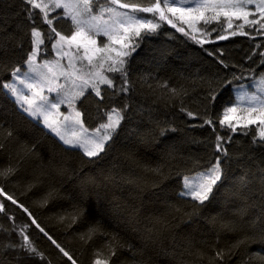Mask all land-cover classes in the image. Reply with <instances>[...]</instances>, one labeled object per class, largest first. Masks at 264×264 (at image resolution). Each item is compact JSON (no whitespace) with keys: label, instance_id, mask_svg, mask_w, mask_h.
Returning a JSON list of instances; mask_svg holds the SVG:
<instances>
[{"label":"trees","instance_id":"16d2710c","mask_svg":"<svg viewBox=\"0 0 264 264\" xmlns=\"http://www.w3.org/2000/svg\"><path fill=\"white\" fill-rule=\"evenodd\" d=\"M29 9L0 0V264H264V140L255 128L219 123L233 87L264 75L261 29L221 41L216 30L202 43L169 24L144 35L127 76L112 75V87L79 103L89 129L113 109L123 117L104 151L87 157L3 87L25 69L33 28L44 40L41 60L53 56L55 34L39 10L30 20ZM59 13L52 27L71 36L74 26ZM209 116L213 126L204 124ZM217 157L222 175L210 198L183 197V179Z\"/></svg>","mask_w":264,"mask_h":264},{"label":"snow or ice","instance_id":"6c2138e0","mask_svg":"<svg viewBox=\"0 0 264 264\" xmlns=\"http://www.w3.org/2000/svg\"><path fill=\"white\" fill-rule=\"evenodd\" d=\"M23 2L26 5H30L31 9H39L40 13L43 14L42 17L43 21L49 25L51 33H54L56 37H59V40H57L55 44H53L54 48L62 49L63 44L61 42L67 43L69 45H71L73 42H77L76 45L77 51H79L80 47H83L84 53L82 59L86 58L90 65H92L93 56L96 55V53L115 51L116 52L115 58L110 55L106 57L102 56L100 57L101 62L99 63V65H93V67L98 69H103L104 64L110 60L111 63L108 64L106 71L119 72L124 77L127 76V71L124 68V65L127 63V61H125L123 57L130 56L131 53L136 50V47L139 46L140 41L134 39V37H141V30H144L145 36H147L149 33H154L156 29L161 26L159 21H166L172 27L176 28L177 31H180L185 35H188L193 40L196 39V37L193 36L191 32H186L184 27L182 26L178 27L177 24L174 23L173 20L170 19L165 14L166 11L172 13L173 16H176V14L178 13L179 16L177 18L180 19L182 22H185L184 21L185 17H189L192 21L202 20L204 21L205 25L210 23V21L212 20H218L220 12H223L224 15L228 18L227 25L229 28L232 27L231 16H235L236 19L238 20L243 19L246 23L250 25H256L261 21H264V0H258V3H256V7L254 10H249L248 6L252 5L254 2H256V0H146L148 6H142L140 4L124 3L122 2V0H110V4H108L107 6L97 5L98 10L96 12L93 11L94 0H23ZM118 8L131 9V14L129 12H120L117 10ZM217 8H219L220 11L217 12L215 16L208 18L204 16V11L209 9H217ZM31 9L28 10V18L30 20L34 19V17L36 16V13H34ZM57 9H63V13H62L63 17L70 18L72 24L75 26V31L71 36L62 35L61 32H59L55 27H52L53 19L49 18V13ZM255 12L260 13L259 18L249 20L248 19L249 15H254ZM105 13L109 14L107 19L104 18ZM138 13H151L152 16L151 18H146L138 15ZM157 14H158V18H157ZM59 15L61 14L58 13V16ZM85 24L89 25L87 31H91L95 29L96 35L102 34L108 37L109 41L122 42L124 40H128L129 43H122V49L127 48L130 50L122 51V50L112 49L108 47L107 43H104L103 47L93 48L91 50V55H90L89 54L90 50L88 45L89 44L95 45L96 40L86 35V30L83 27V25ZM189 27L192 29V31H197L195 27V23L189 22ZM243 27H244L243 24L237 25V28L239 29H243ZM261 27H264V24H261ZM121 30L125 35L123 36L120 35ZM214 30L215 29H208V28L202 29V31L208 34H210V32ZM220 30L222 34L219 36V39L221 40L227 39V35L223 34L224 31L223 23H220ZM236 34H237L236 32L232 33V35H236ZM240 34L243 35L245 33L241 31ZM31 36L34 38L32 43L35 47L34 50L29 55L27 61L29 65H31L36 59L37 52L39 50L38 47L39 44H42L44 42L42 39H40L41 30L37 28L32 29ZM78 38H80L79 41ZM47 39L52 40L53 39L52 35L49 34L47 36ZM198 42L202 43L203 41H198ZM63 55L70 57L68 67L72 69L73 73L78 71L75 68V64L71 59L73 54L69 52H63ZM45 67H48V64H45ZM19 71L20 69L17 68L16 73H19ZM49 71H51V68H49ZM88 75L98 77L100 83L107 84L109 87H111L113 84L112 78L103 75L99 70L95 71L94 73H89ZM79 78L83 80V85L80 87V91L78 92V95L83 96L84 89L90 86L92 90L95 92V94L97 96H100V89L94 81L90 84L89 79H85L83 76ZM261 82L264 83V79H262ZM21 83L23 84L24 81L21 80ZM3 87L9 89L12 94L17 95V99H22L25 101V103H28L31 106L32 103L31 100L26 96H20L19 94H17L16 88H14L11 84H5ZM27 87L31 89L34 87V85L28 84ZM49 91H53V89L49 88ZM212 98L215 99V96H213ZM234 104L235 106H228L225 109L223 114L224 115L223 119H219V117H217L221 125L226 124L227 127L230 128L233 132L236 131V126L232 124L229 114L237 112L239 102H234ZM249 105L250 106L244 110L247 113V115L237 117V121L238 123H242V126L244 128H247L248 125L255 124L258 120L260 125L259 138L260 140H264V99L257 100L255 103L253 101H249ZM51 107H57V104L54 103L51 105ZM24 111L28 112L32 116H36L38 109L37 111H33L31 110V107H29V108H25ZM254 112H258V115L256 117L252 116V113ZM188 115L190 117H194V114L191 112H189ZM76 116L79 117L80 113L76 112ZM121 118L122 117H120L116 109H113L112 113L108 114L109 122L107 124H102L101 127L104 129L111 128L114 130L115 127L119 124ZM204 124L213 126L214 120L212 119L211 116H209L207 119L204 120ZM49 127H51V125H49ZM53 131H56V129H53ZM85 131L87 130L85 129ZM253 135L255 136V130H253ZM61 139L64 140L65 144L83 147L86 155L95 156L97 155L98 151L104 150V141L110 139V133L106 132L103 135V137L100 139V142L95 144V147L91 149L86 147L85 144L83 143L77 144L72 140L65 139L63 136H61ZM222 139L224 138L220 136L217 137L218 152L225 151L222 145L219 143V141ZM220 179H221V164H220V158L217 157L215 164L211 166L208 172L202 174V178L197 184H188L186 181V187L190 190L193 199H198L201 203H203L205 200L208 199V192L212 191V185L216 184V182ZM9 199H11V197H9ZM12 202L16 203L15 200H13ZM3 207H4L3 204H0V210H3ZM25 211H27V209H25ZM33 223H36L35 220H33ZM37 227H39V225H37ZM40 230L43 231L42 228ZM49 239H51V237H49ZM24 240L28 241V237L24 236ZM52 242L54 244L56 243V241L54 240ZM57 247L59 248L60 246L57 244ZM28 248L32 252L36 251L34 248L31 247L30 244L28 245ZM60 250L61 252L64 253L65 256H68L69 260H72V257L69 256V254L66 251H64L63 248H60ZM72 264H76V262L73 260ZM95 264H101V261L96 260Z\"/></svg>","mask_w":264,"mask_h":264},{"label":"rangeland","instance_id":"374dc122","mask_svg":"<svg viewBox=\"0 0 264 264\" xmlns=\"http://www.w3.org/2000/svg\"><path fill=\"white\" fill-rule=\"evenodd\" d=\"M256 3H258V0H256V2H254L252 5H249L248 9L254 10L256 7ZM108 4H110V0H94L93 11L96 12L98 10L97 5L107 6ZM117 10L120 12H129L131 14V9H119L118 8ZM219 11H220L219 8L209 9V10L204 11V16L206 18L212 17V16H215L216 13ZM59 12L63 13V9H57L55 11L50 12L49 18L51 19L53 15ZM165 14L170 19H172L173 22L176 23L178 27L182 26L185 28L186 32H191V34L196 37L197 41H203L204 38H206L209 35L208 33L202 31V29L204 28L215 29L214 31H211L210 34L212 33L215 34V31L217 30L216 34L221 35L222 33L220 30V23H223V29H224L223 34L227 35V39H223V40H228L229 38L235 36V35H232L233 32H236L237 33L236 35H240L241 31H243L244 33H248L251 30L256 31L257 28L261 29V30H258V34H262L259 37L264 36V33H263L264 27H261V24H264V21H261L260 23L256 25H250L246 23L243 19L238 20L236 19L235 16H231L232 27L229 28L227 25L228 18L224 15L223 12H220L218 20H212L207 25H205L204 21L202 20L192 21L189 17H185L184 18L185 22H182L180 19L177 18L179 16L178 13L176 14V16H173L172 13L166 11ZM138 15L146 17V18H151L152 16L151 13H138ZM108 16H109L108 13L104 14L105 19H107ZM259 16H260V13L255 12L254 15H249L248 19L249 20L258 19ZM157 18H158V14H157ZM67 19L70 20V18H67ZM189 22L195 23V27L197 31H192V29L189 27ZM159 23L161 26L164 24H168L166 21H159ZM240 24L244 25L243 29L237 28V25H240ZM83 27L86 30V35L96 40L95 45H91V44L88 45L89 50H90L89 52L90 55H91V50L93 48L103 47L104 43H107L108 47L112 49L122 50V51L130 50L127 48L122 49V43H129L128 40H124L122 42L109 41L108 37L102 34L96 35L95 29L91 31H87L89 28V25L85 24L83 25ZM74 31H75V26L73 28L72 34ZM120 35L122 36L125 35L122 30H121ZM144 35H145V31L141 30V37H134V39L140 40L143 38ZM40 39L43 40L42 34H41ZM79 39L80 38H78V41ZM218 39H219V35H218ZM57 40H59V37H56L54 42H56ZM219 41H221V39ZM61 43L63 44V48L62 49L54 48L52 45V53H53L52 58L44 59V60H41V51H40L42 46L44 45V42L42 44H39L38 46L39 50L37 52L35 61L31 65L27 63L25 69H20L19 73L15 72V75H13L12 80L6 83V84H11L14 88H16L17 94H19L20 96L28 97L32 102L31 106L28 103H25L24 100L17 99V95L12 94L9 89L5 88V90L18 104V107L20 108L21 111H23L27 116H29L34 121L40 123L46 130H48L54 137H56L65 147L73 149V150H78L82 152L84 155H86L83 147L65 144L64 140L61 139V136H63L65 139L72 140L76 142L77 144L83 143L85 144L86 147L91 149L95 147V144L100 142V139L107 132V133H110V139L104 141V149H105L107 143L112 139V137L117 132L118 128L120 127L123 121L122 114L120 111L116 110L119 113L120 117L122 118L120 119L119 124L115 127L114 130L111 128L104 129L101 127V125L95 129L87 128L83 121L81 111L79 109V103L89 92H93V93L95 92L89 86L84 89L83 96L78 95V92L80 91V87L83 85V80L80 79L79 77L83 76L85 79H89L90 84L94 81L100 89V96H101L102 89L104 87H109V86L107 84L100 83L98 77L89 76L88 74L94 73L97 70L101 71L103 75L108 76L110 78L114 74H119V72H107L106 71L108 64L111 63L110 60L104 64L103 69H98V68L93 67V65H99V63L101 62L100 57L102 56L106 57L110 55L115 58L116 52L113 51V52H105V53H96V55L93 56L92 65H90L86 58L82 59L83 53H84L83 47H80L79 51H77V46H76L77 42H73L71 45L64 43V42H61ZM135 51L132 52L130 56L123 57V59L127 61V63L124 65L125 69L127 68L128 60L132 57ZM63 52H69L73 54L71 59L73 63L75 64V68L78 71L73 73L72 69L68 67L70 57L64 56ZM45 64H48V67H45ZM49 68H51V71H49ZM262 79H264V76L263 77L261 76L259 77V79L257 78L250 83H243V84H239L233 87L234 101L228 106H235L234 102H239L237 112L229 114L232 124L236 126V131L238 129L243 128L242 123H238L237 117L247 115V113L244 110L250 106L249 101H253L255 103L257 100L264 99V83L261 82ZM21 80L24 81L23 84L21 83ZM28 84H33L34 87L29 89L27 87ZM49 88H52L53 91H49ZM54 103L57 104V107H51V105ZM29 107H31V110L33 111H37L38 109L36 116H32L28 112L24 111L25 108H29ZM76 112L80 113L79 117L76 116ZM257 115H258V112L252 113L253 117H256ZM108 122L109 121L107 118L106 122L103 124H107ZM49 125H51V127H49ZM223 127L228 128L226 124L223 125ZM259 127H260L259 121L257 120L255 124H250L248 125L247 128H255L258 139H260L259 138ZM53 129H56V131H53ZM85 129L87 131H85ZM103 151H98L97 155L95 156H88V155L86 156L87 157H97ZM210 168L211 167L195 175L188 176L183 179V191H182L183 197L193 199L190 190L186 187V181L188 184H197L202 178V174L208 172ZM221 175H222V168H221ZM219 181L220 180H218L216 184ZM216 184L212 185V191L208 192V199L210 198ZM193 200L199 201L198 199H193Z\"/></svg>","mask_w":264,"mask_h":264},{"label":"bare ground","instance_id":"6f19581e","mask_svg":"<svg viewBox=\"0 0 264 264\" xmlns=\"http://www.w3.org/2000/svg\"><path fill=\"white\" fill-rule=\"evenodd\" d=\"M56 19V18H55ZM46 25V24H45ZM53 36V35H52ZM229 37V36H228ZM55 43V42H54ZM203 46V45H202ZM45 51V50H44ZM45 57V56H44ZM16 72V71H15ZM263 77V76H262ZM259 79V78H258ZM100 126V125H99ZM59 138V137H58ZM220 142V141H219ZM226 144H228V143H226ZM222 145V144H221ZM29 213V212H28Z\"/></svg>","mask_w":264,"mask_h":264}]
</instances>
